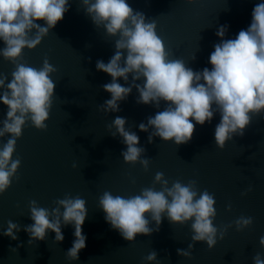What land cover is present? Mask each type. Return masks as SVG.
I'll use <instances>...</instances> for the list:
<instances>
[{
  "label": "water",
  "instance_id": "water-1",
  "mask_svg": "<svg viewBox=\"0 0 264 264\" xmlns=\"http://www.w3.org/2000/svg\"><path fill=\"white\" fill-rule=\"evenodd\" d=\"M127 2L149 21L156 19L157 33L166 45L169 59H182L194 71H202L212 68L209 57L221 40L216 35L219 27L228 26L225 39H234L240 30L250 26L255 5L264 0ZM36 23L46 26L43 20ZM116 39L93 23L82 0H69V11L63 20L36 49L24 50L19 62L39 69L47 57L57 69L51 77L56 83L55 97L47 130H38L29 121L17 141L13 158L21 159V167L12 186L0 195V264H150L144 257L152 250L158 253L157 264H253L256 253L264 255V246L259 244L264 236V113L253 116L244 136H234L223 150L216 145L214 135L221 119L219 113L210 123L196 124L193 138L186 144L176 145L160 137L150 143L152 129L140 131L139 124L147 123L149 116L167 107L165 102H161L160 109L154 104L137 103L139 92L133 88L128 98L120 102L119 112L106 113L99 108L111 99L102 86L110 83L112 77L98 71L96 63L110 60L116 51ZM5 46L0 40V49ZM14 69L12 62L0 56V74L7 75L8 82ZM118 82L130 86L123 78ZM3 91L0 89V95ZM7 112L8 107L0 101V127ZM117 116L126 118L127 129L138 135L139 147L146 150L141 159L151 160L148 171L139 163L132 165L123 160L127 145L119 135L113 137L107 127ZM10 135L0 138V145ZM157 172L164 173L169 186L176 180L185 184L196 180L200 192L206 189L214 194L215 226L222 232L232 225L223 240L218 237L214 249L209 250L206 242H196L192 259L178 255L177 249L187 250L193 243L191 222L171 224L165 216L159 231L150 236L137 235L133 243L106 221L99 206L105 191L124 197L139 194L141 189L154 186ZM249 185L254 190L242 196ZM155 188L159 191L161 185L155 184ZM65 194L79 195L87 201L88 208L83 225L86 248L74 261L66 256L75 239L74 226L62 227L63 242H55V233L49 230L44 241L29 244L31 238L23 230L34 223L29 201L36 200L41 207L51 209L56 207L54 201ZM229 204L231 211L227 210ZM146 216L151 220L150 215ZM240 216L253 217L254 224L237 231L234 221ZM9 220L21 226L16 240L2 234ZM150 227L156 228L154 221Z\"/></svg>",
  "mask_w": 264,
  "mask_h": 264
},
{
  "label": "clouds",
  "instance_id": "clouds-1",
  "mask_svg": "<svg viewBox=\"0 0 264 264\" xmlns=\"http://www.w3.org/2000/svg\"><path fill=\"white\" fill-rule=\"evenodd\" d=\"M187 2L195 3L194 0ZM82 4L98 28L103 27L109 36L118 37L110 60L96 63L98 71L112 77L110 83L102 86L111 94V99L99 105L100 110L119 112L120 102L128 98L133 88L139 92L137 103L154 104L157 109L162 101L167 104L149 116L147 123L139 124L140 131L152 129L150 143L154 137H160L176 145L186 144L192 140L196 124L210 123L219 113L221 119L214 135L216 145L223 150L234 136H244L253 116L264 113V2L255 5L250 26L240 30L234 39H225L228 26L219 27L216 35L221 40L209 57L212 68L205 67L202 71H194L182 59H169L166 45L157 33L156 19L149 21L143 12L134 11L127 0H82ZM68 11L69 0H0V40L6 45L0 49V56L15 65L11 82L7 75L0 74V89H4L0 101L8 107L0 138L11 134L0 145V195L12 186L21 167V159L13 157L23 129L31 121L36 129L46 131L55 97L56 83L51 77L57 69L49 59L46 57L39 69L19 61L24 50L36 49ZM39 20L46 26L36 23ZM120 78L130 86H122L118 82ZM141 80L143 83H136ZM126 125V118L117 116L107 127L113 137L119 135L127 145L122 152L123 160L132 165L139 163L148 171L151 160L141 159L146 150L139 147L138 135ZM76 167L73 163V168ZM155 184H160L161 190H156ZM253 190V185H249L241 195L247 196ZM54 203L56 207L48 209L36 200L29 201L30 219L34 223L23 229L31 238L28 243L44 241L49 230L55 233V242H63L62 227L72 225L75 239L66 256L71 261L79 260V253L86 248L83 225L88 216L87 201L79 195L65 194ZM215 205L214 194L206 189L200 192L196 180H189L187 184L176 180L169 186L162 172L155 174L153 187L143 188L139 194L124 197L105 191L99 198L106 221L133 243L137 235L150 236L159 231L165 216L171 224L191 222L193 243L187 250L177 249L178 255L187 259L193 258L196 242H206L209 250L214 249L218 237L223 240L232 226L228 225L222 232L215 226ZM227 210H232L231 204ZM152 221L155 229L150 227ZM253 224L251 216H240L234 221L237 231ZM20 230V224L9 220L2 234L16 240ZM259 244L264 246V236L260 237ZM144 259L157 264L158 253L152 250ZM252 259L253 264H264L261 253Z\"/></svg>",
  "mask_w": 264,
  "mask_h": 264
}]
</instances>
